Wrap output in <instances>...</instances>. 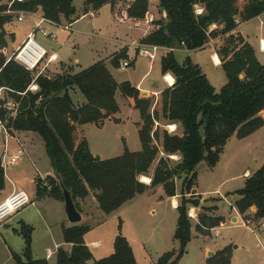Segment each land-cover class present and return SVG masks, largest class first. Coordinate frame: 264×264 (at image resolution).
<instances>
[{
    "label": "trees",
    "instance_id": "16d2710c",
    "mask_svg": "<svg viewBox=\"0 0 264 264\" xmlns=\"http://www.w3.org/2000/svg\"><path fill=\"white\" fill-rule=\"evenodd\" d=\"M161 17L150 21L156 27L140 39L143 45L166 47L169 51L160 58L161 73L170 72L172 85L161 91L160 112L149 111L150 99L140 96L139 90L129 81L117 83L103 60L73 71L70 68L56 75H35L0 53V123L8 134L14 131L37 133L50 160L52 170L71 191L77 209L76 198L94 193L99 209L109 214L124 202L159 184L167 196L176 195L175 180L184 176L177 210L173 238L177 250L161 254L155 264H176L185 253L191 239V222L188 206L197 207L200 194L188 195L196 182V165L204 160L209 167L215 166L227 140L235 135L243 138L264 124L259 112L264 109V63H260L252 46L236 30L241 22L264 12V0H246L240 8L238 0H157ZM111 6L115 0H84V10L98 9L103 4ZM197 6L203 8L197 11ZM40 8L42 14L59 23L61 18L69 21L75 13L73 0H25L10 5L11 10L33 12ZM7 5L0 4V49L6 46L4 24L12 18L6 13ZM148 0H127L116 19L131 24H146ZM212 24L220 25L210 29ZM221 36L216 53L226 76V82L216 90L200 67L189 56L177 61L173 50L200 49L209 38ZM127 58L126 49L114 53L110 62L118 68ZM33 86L36 88L33 89ZM80 91L85 102L75 104L70 90ZM131 97L138 110L137 123L141 149L130 151L124 144L123 152L111 158L94 156L85 138L76 142L78 125L94 123L100 126L103 120L119 110L115 92ZM163 118L178 122L181 135L161 132L162 151L167 155L178 154L180 160L170 165L169 157H160L150 182L138 179L146 175L159 152L153 139L159 137L153 130L154 120ZM41 185L35 179L37 197L49 196L63 201L58 180L54 175L46 177ZM4 169L0 165V191L4 188ZM237 212L243 216L255 206L253 218H264V162L249 174L244 185L234 191ZM188 195V196H187ZM195 196V197H194ZM206 207L197 215L194 230L203 236L224 221ZM32 226L20 221L16 233L22 235L24 247L21 253L11 251L16 264H49L44 258L35 259L31 252ZM87 224L62 226L64 242L71 243L70 251L58 248L54 264H83L93 258L84 242ZM229 247L215 252L207 264H229ZM94 264H136L127 239L118 233L113 241V252L95 259Z\"/></svg>",
    "mask_w": 264,
    "mask_h": 264
},
{
    "label": "rangeland",
    "instance_id": "374dc122",
    "mask_svg": "<svg viewBox=\"0 0 264 264\" xmlns=\"http://www.w3.org/2000/svg\"><path fill=\"white\" fill-rule=\"evenodd\" d=\"M121 1V7L124 8L127 0ZM245 1L246 0H238V6L241 8ZM73 2L75 5H77V7H79L82 0H74ZM147 17H149L148 14ZM92 19L93 18L91 17L85 18L83 21H81V25L87 28L91 24ZM242 28L251 41L256 40V42L259 44L260 37L264 38V26L260 24V18L246 23ZM22 32L23 31L20 29L15 31V41L13 34L8 35L7 41H11V43L8 45L6 42L7 47H4L5 51L3 50L4 48L0 49V53H2L5 58L10 56L13 52V49L18 43V39L21 37ZM64 35H66V32H60L59 36H57V40L62 39ZM46 39L51 41L49 38ZM63 39H65V37ZM80 39L82 40L80 41L79 49L66 46L65 55L71 56L73 52H75V55H77L80 59L81 66L84 67L92 64V58L96 56L94 55V52L89 49L91 44H89L88 41H84L85 37ZM37 40L43 43L41 38L38 37ZM175 54L179 61L183 58L182 56H184L180 51H176ZM197 55L194 53L193 57L198 58ZM137 58L138 59L135 67L131 65V59V63L127 67L111 68V72L118 83L130 81L132 84H134L138 82L142 74L147 70L149 58L143 54H138ZM41 62H46V59H43ZM208 63L209 65H212L211 61ZM151 65H153V71L151 75L145 80V83H150L155 79L156 70L154 60H152ZM62 68H64V71L67 70L65 67ZM203 68L207 70L205 66H203ZM214 71L215 74L214 78L212 77V80L216 86V90H218L220 86H222L219 84H224L226 81L224 80L226 76L223 69L220 67ZM56 74L49 73V76ZM116 93L117 98L120 100V90L117 89ZM143 95H147L144 97H148L150 99L149 111L152 112L153 110H157L160 112L161 94L159 95L158 100L155 94ZM71 97L73 101H76L81 97L84 98L83 94L78 90H76V93L74 94L71 92ZM122 112L123 114L129 113L127 108L123 105ZM138 116V113L135 112L130 116V118L133 120L138 118ZM131 119L129 121H131ZM157 122L158 124L154 122L152 128L153 130L156 128L158 129L159 137L153 139V144L158 146L159 152L150 165L148 172L146 173V176L148 175L150 177L160 157H169L170 165H174L180 160V156L178 154L173 156L165 154L162 151L160 144L161 132L164 129L167 130L166 125L170 122L164 120L161 117L157 120ZM112 129L113 128L111 125H108L106 128H104V130H102L101 133H99L92 125L86 126V128H84L86 137L90 141L92 148H94L95 144L113 145L116 148H113V151H111L109 154H113L114 157L115 155L117 156L118 154L122 153L121 148L122 146L124 147L125 143L123 142L124 140L122 138L117 139L115 142L110 139L112 136ZM181 133L182 128L180 124H178V127L176 126L175 134L179 135ZM35 135L37 139L36 145L31 149L28 155L29 157H25V160H21V158V161L19 160L20 162H17L15 165L7 164L6 161H8L9 156L14 151L11 148L7 150L2 158L3 165L5 167V173L11 177L20 179L24 183V190L30 199L33 200V204L36 202L38 197H34L33 192L34 188L36 191V185L31 179H33L34 175L37 173V170L40 172V174H44L47 166L49 165V160L41 142V138L38 134L35 133ZM98 139H100L99 143ZM125 139L127 142L126 146L130 151L139 150L141 148L138 133L134 124H129L128 134L125 135ZM237 141L238 139L234 137L229 142V144H227L226 148L224 147L225 150H223L222 160H220V162L215 167H209L204 160L200 161L195 167L197 177L192 188H195L196 192L192 195L201 194L203 195L204 200L197 206L199 210H195L196 215L193 214V209L191 208L194 206H188V213L190 211L193 215V217L189 216L191 226H195L197 223V215L201 213L206 207H209L210 210L216 207V214L223 215L225 217V223L220 227H216L211 235L203 236L200 234L197 237H191L190 241L186 245L185 253L176 264H201L200 258L203 256L206 247L211 250V253L205 254V258L207 259L214 256L215 252L218 250L223 249L224 247H229V251L231 252L229 264H264L263 218L255 220L249 209L246 216L240 214L241 216H239L238 222L233 221V223H230L229 221L230 215H232L231 206L234 204V200L238 197L234 191L240 189L244 185L245 178L242 176L243 170L249 167L255 171L261 166L260 164L263 162L262 158L264 157V153L256 151L253 155L256 158V161L253 160L252 154H246V152L235 159L232 154L236 150ZM1 143H3L2 136H0V144ZM28 173H31V175L29 176ZM183 177L184 176L182 175L180 178H176L175 180V191L178 192L179 197ZM227 177L232 178L223 182V180ZM138 179L142 181L140 176ZM43 183L44 182L42 181L41 185H43ZM188 195H190V193ZM159 196H163V198L161 199ZM144 197V200H142L144 202H138L139 198H136L138 200L135 202V204H127L124 213L121 215V218L114 217L117 215V210H115L112 212V214L110 213L108 216H105L106 218L102 221L101 225V222L97 224L98 221H96L97 219L95 214L91 220L85 223L90 227V229L84 239H86L87 242L96 240L103 245L101 249H93V252L96 256L104 257L105 255H108L107 248L101 252L105 246L107 247V244L111 248L110 252L113 250V238H115L118 233L123 236L124 234L126 235V237H124L130 242V245L133 248L132 251H134L138 264H155L157 258L164 252L170 251L172 249L177 250L178 242L174 240L173 233L178 214L177 210L172 209L170 200L165 197V192L162 185H157L153 188V191L150 194ZM224 197H226V199ZM59 205L61 204L56 202L53 198H50L47 199L45 203L37 202L35 205H30L29 203L22 210L14 214L11 217L12 221L10 225L8 227L0 228V264H16L12 256H10L7 251L13 250L12 252H21L20 248L21 245H23L22 235L12 231L11 227H16L18 225L17 219H19L22 215H27L34 222V255L36 256V254H40L46 245H51V243L48 241V232L43 222L40 220L36 210L39 209L40 216L43 217L44 220L46 219L49 221V223L57 221L60 213H63L62 215L65 221H67L66 215L62 210V206ZM99 211L100 213H103L100 209ZM208 213L215 215L214 211ZM103 214L106 215L105 213ZM246 219H249L250 223L246 224ZM260 228L261 230H259ZM52 232L53 234H56L55 228L52 230ZM232 255L234 256L233 258ZM52 262L53 259L50 260V263ZM92 263V259L86 262V264ZM204 264H207V262Z\"/></svg>",
    "mask_w": 264,
    "mask_h": 264
},
{
    "label": "crops",
    "instance_id": "0c3cea01",
    "mask_svg": "<svg viewBox=\"0 0 264 264\" xmlns=\"http://www.w3.org/2000/svg\"><path fill=\"white\" fill-rule=\"evenodd\" d=\"M10 1L11 0H0V4H4V5L8 6ZM121 2H122L121 0H115V3L112 6L109 3H105L101 7H99L98 9L88 8L87 11L92 10V9L95 10L96 15L91 17L93 19L91 21V24L87 28L85 26L81 25V21H83L87 17H90V16L82 17V15L87 12L84 10V0H82L81 5L79 7H77V5H75L73 2L74 8H75V13L71 17V20L67 21V20L61 18V21L58 23L59 25L68 24L69 25L68 29H64L62 27H56V26H48L47 28L50 31L55 33V38L50 39L51 41H49L48 39H46V37H43L39 34L36 35L37 39L39 37L43 41L44 44L42 42L41 43L47 49L48 54H50V53L56 54V59L53 61H49V62L46 61V62L39 63V65L33 70V73L35 72L34 73L35 75L44 74V75L49 76V73H55L56 74V73L63 72L64 68H62V67H65L66 69L70 68L73 71H78L81 68L87 67V66H84V67L81 66L80 59L77 55H75V52H73V54L71 56L65 55L66 46L67 47L71 46L72 48L75 47L76 49H79L80 41L82 40L80 38H83V37H85V39H84L85 42L88 41L89 44H91L89 49L91 51H93L94 55L96 56V57L92 58V61H93L92 64L96 61L103 60L111 72V68H113V66L111 65L110 60H111L113 54L119 52L121 49L124 48V49H126L127 57L129 59H132L131 65H133L135 67L136 63H137V59H138L137 58V55H138L137 51H138L139 46H141L140 39L143 38L151 30H153L156 27V25L153 24L152 22H147L146 24H131V23L126 24V22H122V21L117 20L116 19L117 13L122 9ZM196 8H197V11L199 13L202 12V10H203V8H201L200 6H197ZM18 11H20V10H18ZM41 14H42L41 9L37 8L35 11H33L31 13L21 14L23 19L20 21L17 20V16L20 15L19 12H15V13L11 14L12 15L11 20L9 22L5 23L3 26L5 33H6L4 36L5 37L4 39L7 42V44L9 45V43H11V41H7V37L9 34H13L14 41H15V39H16L15 31L18 29L23 31L21 33V37H19V39H18V43L15 45V47L13 49V51L22 43V41L25 39L27 33L34 27V24H35V21L37 20V17ZM263 15H264V12L253 17V18H251L250 20H247L244 22L240 21L236 27V30L239 31L243 35L244 39L252 46L258 61L262 64L264 63V47L260 48V46L256 42V40L251 41L242 27L246 23H249L252 20H255L257 18H260V24L262 26H264ZM148 16H152L153 20H156V19L161 17V14H160L159 9H158V1L157 0H148ZM220 27H221L220 25L212 24L210 26V29H218ZM62 31L66 32V35H64L65 39H63L64 37H62V39L57 40V36H59V33ZM220 40H221V36L219 35L216 37L209 38V41L205 44V46L203 48H200V49L187 50L184 48H180V49H174L173 50L175 57H176V54H175L176 51H180L184 55V56H182L183 58L180 61L176 57L177 61H179V62H182L183 59L185 58V56H189L190 59L192 60V62L196 63L200 67L201 71L205 74V76L208 78V80L210 81V83L213 85V87L215 89H216V86L214 85V82L212 80V77L214 78V74H215L214 70L218 69L219 67L222 68L220 59L216 53V46H215V45L219 44ZM260 40L264 41V38L260 37ZM6 47L7 46H5V48ZM5 48L3 49L4 51H5ZM147 49H149L150 52L154 53V55H155L154 58L149 59L147 70L142 74V76L138 80V82H136L134 84H132L130 81L129 82L131 83V85L135 86L139 90L140 96H143V97L147 96V95H143V94H155L157 97V100H158L159 95L161 94V91L164 88L172 85V83L174 82V77L170 72L161 73V71H160V58L162 56H164L169 51V49L166 47H157L155 50H152L151 47H147ZM194 53H196V55L198 54L197 55L198 58L193 57ZM152 60H154V62H155L156 76H155L154 81H152L150 83H145V80L151 75V73L153 71V65H151ZM209 61H211L212 65H209V63H208ZM63 65H65V66H63ZM203 66H205V68L207 70H205L203 68ZM111 74H112V72H111ZM168 75L172 77V79H173L172 83L167 81V78H165ZM112 76H113V74H112ZM224 80H227V79L225 78ZM221 81H222V78H221ZM219 85H223V84H219ZM76 90L77 89L70 90V94H71V92L73 94L76 93ZM0 95H2L1 90H0ZM115 99H116L118 106H119V110L116 113L105 118L100 126H97L94 123H86V124L78 125L76 128V132H75L76 142H78L82 138H85L87 140L90 152L94 156H98L99 158H102V159L113 157V154L111 155L109 153H111V151H113L112 149L116 148V147H114L113 145L111 146L109 144H106V145L95 144L94 148H92L90 145V141L88 140V138L86 137V134H85L84 128H86V126L92 125V126H94V128H96V130L99 133H101L102 130H104V128H106L108 125H111V127L113 129L111 130L112 136L110 137V139L113 142H115L117 139L122 138L124 140L123 142L125 143V145H127L125 135L128 134V126L130 123L134 124L135 129L138 133L137 123L140 122V117L138 116V118H135L133 120L130 118V116L132 114H134L135 112H137L139 115L138 110L134 108L133 98L128 97V96L127 97L122 96L120 93V100H119L117 98V93L115 92ZM83 102H85V98H83V97L74 101L75 104H81ZM122 105L127 108L129 113L123 114ZM263 112H264V109L259 112V115L261 116V114ZM130 119H131V121H129ZM170 123L176 124L177 127L179 124L178 122H170ZM179 135H181V134H179ZM0 136H2V139H3V143L0 144V155L2 154V152H4V154H5L9 148L14 150L12 152V154H14L17 149H22L23 153H22V157H21L22 159L21 160H25V157H29L28 155H29L31 149L35 147L36 141H37L35 132L14 131L12 134H8L6 132V130L3 128L1 123H0ZM234 137H236V136L232 135L227 140V142L224 145L225 148H226L227 144H229V142ZM236 138L238 139L237 144H236L237 147H236V150L232 154L235 159H237L241 154H244V152H246V154H250V155L252 154L253 160L256 161V158L253 156L254 153L256 151L264 153V124H263V126L258 128L257 130L252 132L251 134H249L243 138H238V137H236ZM99 141H100V139H98V143H99ZM41 142L43 144L42 140H41ZM140 147H141V144H140ZM224 147H223V150H225ZM242 149H245V150H242ZM117 150H118V148H117ZM223 150H222V154H220L221 158L219 157V160L215 164V166L220 162V160H222ZM121 151L123 152V146L121 148ZM135 151H138V150H135ZM120 154H118V155H120ZM262 159H263L262 161L264 162V157ZM48 160H49V158H48ZM20 161H18V162H20ZM263 162H261V164ZM15 164H13V165H15ZM2 166L4 169L5 167L3 164H2ZM215 166H213V167H215ZM253 171L254 170L247 167L243 170L242 176L244 178H246ZM28 175L30 176L31 173H28ZM52 175H54V172L52 170V166H51V163L49 160V165L47 166L44 174H40V172L37 170V173L34 175L33 179H31V180H33V182L35 183V179L40 178L44 182L43 185H45L48 182L46 180V177L52 176ZM4 177H5L4 188L0 191V200L4 199L12 191L22 190L25 192L24 183L20 179H16L14 177L7 175L5 173V169H4ZM147 177L150 180V176L147 175ZM233 177H235V176H233ZM231 178L232 177H227L223 180V182H225ZM159 185H161V184H159ZM153 188H151V189H149V190H147L141 194H137L133 198H131L130 200L124 202L119 208L116 209L117 215H115L114 217L115 218L116 217L121 218V215L124 213V210H125V207L127 206V204H130V205L135 204V202H137V200H138L136 198H139L138 202H140V201L144 202V201H142L145 198L144 196L150 194L153 191ZM33 193H34V197L37 198L35 188H34ZM176 193L177 194L174 196H167L165 194V197L170 200V205H171L172 209H174V210H176V206L178 205L179 198H180L178 192H176ZM200 196H201L200 202L202 203L204 200V197L201 194H200ZM159 197L161 199L163 198V196H159ZM50 198H52V197H49V196L38 197L34 204H33V200H31L30 205H35V204H37V202L45 203L46 200L50 199ZM224 198L226 199V197H224ZM54 200L56 202H58L59 204H61L59 206H62V210L64 211L63 201L58 200V199H54ZM76 202H77V204L81 210V217H82L81 221L78 224H85L86 222L91 220L95 214V217L97 219L96 221H98L97 224H99L101 222L100 223V225H101L102 221L106 218L105 216H108L110 214L109 213V214L104 215L103 213H100L98 204L95 200L94 193L92 191H90L88 193V195L85 196L84 198H76ZM191 208L193 209V214L196 215L195 210L196 209L199 210V208H197V207H191ZM231 208H232V212H231L232 215H230L229 221H230V223H233V221L238 222V218L241 215L237 212L236 208L234 207V204L231 206ZM216 211L217 210H214L215 216H222L224 219V221L221 222L219 226H216V227H220L221 225H223L225 223V217L223 215H217ZM254 211H255V209H253L251 207L250 212L253 214ZM36 212L38 213L40 220L43 222V224H44V226L48 232V239H49L48 241L51 243V245H46L44 247V249L42 250V252H40V254H36V256H35L33 253L34 252V239H33V232H34L33 223L34 222H33V220H31L27 215L26 216L22 215L19 219H17L18 225L16 227H11V229H12V231L15 232V229L19 228L20 221H23L24 223L31 225L33 228L32 232H31L32 257L35 259L44 258L49 262V264H54L55 263V255H56L58 248H63L66 251H70V249H71V243L64 242V240H63L62 226L67 227V226H70L73 224L69 223L68 220L65 221V219L62 215L63 213L59 214V218L57 221H55L53 223H49V221H47L46 219L44 220L43 217L40 216L39 209H37ZM64 214H65V212H64ZM111 214H112V212H111ZM11 217L9 219H7L6 221L0 223V228L8 227L12 221ZM263 220H264V218H263ZM175 227H176V225H175ZM175 227H174V230H175ZM216 227H214L210 230L211 234L213 233V231ZM263 227H261V228H263ZM54 228H55L56 234H53V232H52V230ZM261 228L259 230H261ZM136 231H137V228H136ZM88 232H86L84 234L83 238L86 237ZM198 235H200V234L196 233L194 230V227L192 226L191 237H197ZM124 236L126 237L125 234H124ZM113 240H114V238H113ZM84 242L88 246V248L90 249V251L93 255V258H91V259L93 260L92 264H94V260L102 258V256L101 257L96 256L93 252V249H97V250L101 249L103 247V245L99 241H96V240L91 241V242H87V240L84 239ZM129 244H130V242H129ZM23 247H24V242L20 248L21 252L23 250ZM106 248L108 249L107 250L108 255L113 252V250L110 252L111 248L108 244H107V247L105 246L101 250V252L104 251ZM48 249L51 250V254L47 253ZM132 250H133V248H132ZM208 252H211V250L206 247V249L204 250L203 256L200 258L201 264L206 263L207 258H205V254ZM7 253L11 256V250L7 251ZM133 254H134V251H133ZM134 257H135L136 263L138 264V261H137L135 254H134ZM233 257L234 256L232 255V258ZM52 259H53V262L50 263V260H52ZM86 262H88V260ZM86 262L83 264H86Z\"/></svg>",
    "mask_w": 264,
    "mask_h": 264
},
{
    "label": "built area",
    "instance_id": "2783aa9c",
    "mask_svg": "<svg viewBox=\"0 0 264 264\" xmlns=\"http://www.w3.org/2000/svg\"><path fill=\"white\" fill-rule=\"evenodd\" d=\"M25 0H11L8 9L6 10V13H15L19 12L20 15L17 16V20H22L23 17L21 14L24 13H31L25 10H11L10 5L15 2L22 3ZM96 15L95 10H89L85 14L82 15L84 16H90L93 17ZM153 17L149 16L148 21H152ZM240 21L237 19L236 23L238 24ZM48 26H56V27H62L64 29H68L69 25H59L58 23L52 21L51 19L45 17L43 14L39 15L37 17V20L35 21L34 27L27 33L25 39L22 41V43L11 53L10 56H8L6 59H13L16 63L24 67L25 69L29 71H33L39 63L43 60L46 59V61H53L56 59V54L55 53H50L48 54L47 49L45 46L39 42L36 38V35L39 34L43 37L49 38V39H54L55 38V33L50 31L47 27ZM259 46L260 48H263V41H259ZM147 47H151L152 50H155L158 46H153V45H143L139 46L137 54H143L146 55L149 59L154 58V53L150 52ZM131 63V59L125 58L120 60V67L124 68L129 66ZM166 78V77H165ZM36 87L33 86V89ZM261 117L264 120V112L261 114ZM155 123L158 124L156 120H154ZM173 125L175 128L174 130H170L167 128L169 133H174L176 130V124L169 123L166 126L170 127ZM22 149H17L14 154L9 156L8 161H6L7 164L13 165L17 163L21 157H22ZM29 203H31L30 197L22 190H16L12 191L9 195H7L4 199L0 200V223L6 221L9 219L12 215L23 209L25 206H27ZM188 216L193 217L191 215V212L189 211ZM245 223L248 224L250 223L249 219L245 220ZM48 254H51V250H47Z\"/></svg>",
    "mask_w": 264,
    "mask_h": 264
},
{
    "label": "water",
    "instance_id": "95a60500",
    "mask_svg": "<svg viewBox=\"0 0 264 264\" xmlns=\"http://www.w3.org/2000/svg\"><path fill=\"white\" fill-rule=\"evenodd\" d=\"M3 155L4 152H2V154L0 155V165L3 164ZM54 176L56 177V179L58 180V185L61 191V195L63 198V207H64V212L66 215L67 220L69 221V223L71 224H78L81 221V212L77 209L75 202L72 198V194L71 191L66 189V187L63 185L61 179L59 178V176L54 173ZM196 192L195 188L191 189L190 194H193ZM253 209H255V206H252ZM211 252H208V254Z\"/></svg>",
    "mask_w": 264,
    "mask_h": 264
},
{
    "label": "bare ground",
    "instance_id": "6f19581e",
    "mask_svg": "<svg viewBox=\"0 0 264 264\" xmlns=\"http://www.w3.org/2000/svg\"><path fill=\"white\" fill-rule=\"evenodd\" d=\"M263 44H264V41H263ZM166 78H167V81H169L170 83L173 82V79L171 76L168 75ZM166 127L169 128L170 130H174V128H175L173 125H171L170 127H168V126H166ZM140 178H141L142 182H144V183H148L150 181L146 175H141ZM191 215H192V213H191Z\"/></svg>",
    "mask_w": 264,
    "mask_h": 264
}]
</instances>
